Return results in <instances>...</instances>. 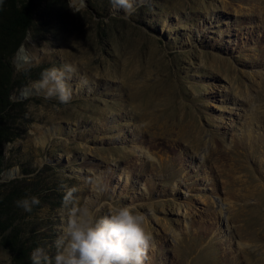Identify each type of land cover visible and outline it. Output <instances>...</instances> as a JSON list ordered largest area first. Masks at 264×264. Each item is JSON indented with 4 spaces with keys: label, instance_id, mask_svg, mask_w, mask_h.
Wrapping results in <instances>:
<instances>
[{
    "label": "rangeland",
    "instance_id": "rangeland-1",
    "mask_svg": "<svg viewBox=\"0 0 264 264\" xmlns=\"http://www.w3.org/2000/svg\"><path fill=\"white\" fill-rule=\"evenodd\" d=\"M73 3L38 0L21 45L32 58L12 60L0 264L13 229L52 255L64 188L86 195L89 176L106 185L105 211L147 216L145 264H264V115L249 108L264 101V0H149L131 16ZM51 69L66 103L39 86ZM32 196L31 212L17 207Z\"/></svg>",
    "mask_w": 264,
    "mask_h": 264
},
{
    "label": "clouds",
    "instance_id": "clouds-1",
    "mask_svg": "<svg viewBox=\"0 0 264 264\" xmlns=\"http://www.w3.org/2000/svg\"><path fill=\"white\" fill-rule=\"evenodd\" d=\"M112 8L120 9L126 16L138 12L149 0H109ZM71 71V69H69ZM41 87H47L49 96L66 103L71 91L57 69L48 71ZM252 113L264 115V101L249 105ZM85 183L88 194L80 196L76 186H65L62 207L65 220L61 234L54 243L55 251L49 255L44 247H36L30 253L31 264H145L155 237L145 225L147 216L134 205L112 204L105 211L102 200L106 185L99 176H89ZM17 207L31 212L39 205L36 196L16 201ZM171 234L179 237L177 229Z\"/></svg>",
    "mask_w": 264,
    "mask_h": 264
},
{
    "label": "trees",
    "instance_id": "trees-1",
    "mask_svg": "<svg viewBox=\"0 0 264 264\" xmlns=\"http://www.w3.org/2000/svg\"><path fill=\"white\" fill-rule=\"evenodd\" d=\"M38 6V0H0V174L4 163L3 146L10 141L11 114L18 103L11 99L14 89L13 58L22 45L27 31L33 23ZM13 190L0 194V218L5 216L4 207L11 200ZM6 229V224L0 219V231ZM18 231L3 236V247L10 256V264H31L30 252L24 242L17 237Z\"/></svg>",
    "mask_w": 264,
    "mask_h": 264
},
{
    "label": "bare ground",
    "instance_id": "bare-ground-1",
    "mask_svg": "<svg viewBox=\"0 0 264 264\" xmlns=\"http://www.w3.org/2000/svg\"><path fill=\"white\" fill-rule=\"evenodd\" d=\"M72 2L76 3V4H81L82 3V0H72ZM73 3V4H74ZM18 56H19V61H20V64L22 65H25L26 63H28V59L32 58V55H30V52L28 50H25L24 49V45L18 49ZM40 86V85H39ZM41 87V86H40ZM29 93V91H28ZM27 93V94H28ZM234 105V104H233ZM62 128L61 127H58V131H60ZM190 161L193 162V160L190 158ZM194 166V168L197 167L196 164H191V166ZM202 175V180H203V183L206 184L207 182H210V179L209 177L206 175V172L204 171V173H201Z\"/></svg>",
    "mask_w": 264,
    "mask_h": 264
}]
</instances>
